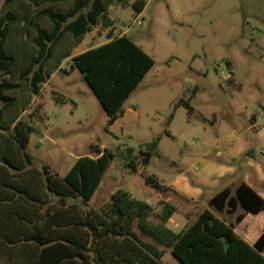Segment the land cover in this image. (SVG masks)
Returning a JSON list of instances; mask_svg holds the SVG:
<instances>
[{"label": "rangeland", "instance_id": "obj_1", "mask_svg": "<svg viewBox=\"0 0 264 264\" xmlns=\"http://www.w3.org/2000/svg\"><path fill=\"white\" fill-rule=\"evenodd\" d=\"M5 1L0 0V13ZM138 1L145 3L140 14L132 8ZM109 17L113 26H96L38 95L15 94L18 104L27 105L21 120L35 129L27 151L33 166L65 176L79 157L110 150L115 159L93 198L69 202L100 211L116 191L125 190L153 207V220L164 202L175 205L168 226L180 232L216 192L205 173L219 148L238 139L253 142L254 154L264 160V140H257L256 131H264V0H118ZM110 35L128 36L155 61L111 126L82 73L72 69L74 56L103 45ZM181 101L191 110L177 107ZM254 125L259 127L251 129ZM155 140L158 149L146 164ZM251 155L243 158H256ZM176 177L202 188L205 197L195 202L173 192L167 185ZM160 249L165 263L179 264L170 250Z\"/></svg>", "mask_w": 264, "mask_h": 264}, {"label": "trees", "instance_id": "obj_2", "mask_svg": "<svg viewBox=\"0 0 264 264\" xmlns=\"http://www.w3.org/2000/svg\"><path fill=\"white\" fill-rule=\"evenodd\" d=\"M116 1L6 0L2 6L0 264H167L160 247L179 264H264V229L253 244L236 232L248 215L264 212V198L246 183L216 194L177 232L168 226L177 212L169 202L157 220L150 204L125 190L116 191L100 211L69 202L93 198L115 159L108 149L97 148V157H79L65 176L49 166H33L27 148L35 129L21 120L27 105L18 104L15 94L38 95L52 71L96 26L111 28L109 7ZM132 8L140 14L145 3ZM110 39L74 56L72 69L82 73L111 126L155 61L126 35ZM181 106L191 110L187 102H178ZM158 146L159 140L150 143L146 164Z\"/></svg>", "mask_w": 264, "mask_h": 264}, {"label": "crops", "instance_id": "obj_3", "mask_svg": "<svg viewBox=\"0 0 264 264\" xmlns=\"http://www.w3.org/2000/svg\"><path fill=\"white\" fill-rule=\"evenodd\" d=\"M253 119H255V117ZM257 127H259V125H254L251 129ZM256 131H259L257 132V140L263 141L264 131L261 130V128ZM254 148L253 142L248 143L238 139L235 140L230 147L226 149L219 148L217 150L216 162H207L206 164L205 178L207 179L208 187L216 191L207 201L222 190L229 187L234 188L241 183L248 184L264 198V160L258 159V155L254 154ZM247 153H250V155L252 154L251 156L253 157L256 155V158H251L249 161L245 160L243 155ZM167 187L173 192L195 202L205 197V191L202 188L191 187L183 177H176L174 182L171 185L168 184ZM231 221L232 219L229 220V222ZM248 223H251V226ZM263 229L264 212L256 217L248 215L245 220L237 226L236 232L250 244H253L260 236Z\"/></svg>", "mask_w": 264, "mask_h": 264}, {"label": "water", "instance_id": "obj_4", "mask_svg": "<svg viewBox=\"0 0 264 264\" xmlns=\"http://www.w3.org/2000/svg\"><path fill=\"white\" fill-rule=\"evenodd\" d=\"M84 80H85V78H84ZM58 136H59V135L55 134V135H54V138H57Z\"/></svg>", "mask_w": 264, "mask_h": 264}]
</instances>
